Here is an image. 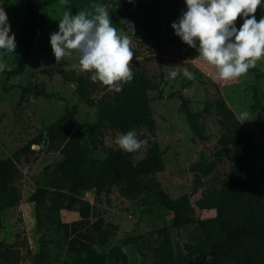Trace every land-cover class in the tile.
<instances>
[{
  "label": "rangeland",
  "instance_id": "rangeland-1",
  "mask_svg": "<svg viewBox=\"0 0 264 264\" xmlns=\"http://www.w3.org/2000/svg\"><path fill=\"white\" fill-rule=\"evenodd\" d=\"M173 1L158 0L160 14L153 21L157 30L152 32L148 28L150 19L147 12L138 7L136 0L134 3L119 0L114 9L122 13L124 19L137 24L143 34L135 37L114 26L132 41L135 59L131 66L134 74L143 72L152 82L147 93L154 128L149 130L144 127L133 131L139 139L156 142L163 150V169L157 171L153 178L173 198L187 194L197 214L208 217L214 214V210L203 208L200 199L208 200L210 192L227 179L234 148L228 146L223 154L217 155L220 147L218 139L222 133L219 115L214 109L211 113H205L204 106L209 101L222 98L238 119L242 112H248L251 120L242 123L243 130L239 135L241 143L251 138L256 146L263 147L264 57L252 68L263 74L260 78H256L250 69L242 78L227 82L220 80L213 67L199 55L191 59L185 55L183 46L171 28L170 8ZM97 5L110 8L107 1L99 0L91 5H83L79 11L93 12ZM0 6L6 11L11 32L15 34L16 54L0 52V63L6 65L5 69H11L24 51L20 42V25L25 9L16 0H0ZM67 8H70L69 0H58L39 8L38 31L33 36L24 70L9 77L0 75V159L16 155L17 173L12 186L18 194L16 205L0 213V241L12 244L17 251L18 257L14 264H35L41 243L46 256L42 264H76V258L81 253L68 250L61 226L64 223L73 224L95 242L104 235L105 242L93 243L97 251L109 252L113 246H120L123 253L116 252L105 264H158L159 256L173 250L184 251L193 245L205 247L210 241L221 238L217 231L209 235L200 233V238H193L187 231L172 230L163 246L158 229L170 223L171 215L158 207L154 195L127 197L120 193L118 186L109 190L81 192L71 206L51 213L54 220H49L45 215L51 196H54L51 193L40 208L41 222H38L35 205L28 198L37 185L44 165L57 157L56 149L47 148L46 127L66 108L72 109L75 119L86 124L84 141L92 158L99 157L105 150L118 149L115 140L121 134L108 127L93 129L92 124L98 116L96 103L84 102L75 91V83L64 80L60 74V70H73L76 75H82L93 83L87 74H81L72 67V59L57 64L52 54L49 36L58 30V19ZM135 15L138 17L135 18ZM255 16L259 20L264 16V9L258 7ZM242 22L238 18L236 26L239 27ZM184 68L195 74V80L183 77ZM173 70L181 74L171 78L169 73ZM94 84L96 90L91 97L95 100L104 93H113L100 83ZM27 86L42 87L54 97L33 96L23 92L22 88ZM254 94L256 99L253 98ZM252 104L256 107H252ZM186 109L198 114L206 139L193 133L186 118ZM259 115L258 127L254 121ZM147 148L148 144L131 153L133 161H139ZM209 164L213 165L212 170L204 174V166ZM59 182L60 190L65 192L66 183ZM81 201L89 205L87 220L74 223L81 218ZM199 208H202L201 211ZM192 229L189 227L188 231ZM0 264L9 263L0 261Z\"/></svg>",
  "mask_w": 264,
  "mask_h": 264
},
{
  "label": "trees",
  "instance_id": "trees-1",
  "mask_svg": "<svg viewBox=\"0 0 264 264\" xmlns=\"http://www.w3.org/2000/svg\"><path fill=\"white\" fill-rule=\"evenodd\" d=\"M16 1L25 9L20 25V42L24 51L14 67L0 71V75L6 77L17 75L25 68L28 52L33 44V36L38 31L39 8L58 0ZM98 1L69 0V4L75 14L83 5H91ZM105 1L110 4L109 10L113 9L110 16L114 25L135 37L143 34L137 24H134V35L128 31L125 24L120 22L124 17L114 9L117 0ZM136 1L138 7L147 12V17L150 19L148 28L155 32L157 28L153 21L157 20L160 14L158 0ZM170 9L172 23L185 10L184 0H174ZM134 17L137 18L138 15ZM174 36L183 46L188 58L198 55L195 49L189 48L175 33ZM252 71L256 78L263 75L256 69ZM60 74L64 80L75 83V91L84 102L96 103L98 116L92 124L93 129L108 127L124 133L144 127L149 130L154 128L152 108L147 93L152 87V82L143 72H136L133 80L125 84L121 92L104 93L97 100L91 97L96 86L87 78L76 75L73 70H60ZM22 91L33 96L54 97L42 87L27 86L23 87ZM253 98L256 99L255 94ZM252 107L255 108V104H252ZM213 109L219 115L222 127L217 155L223 154L228 146H232L234 152L227 179L219 188L210 192L208 200L200 199L205 209L214 210L212 216L200 217L197 209L189 203L187 194L173 198L159 182L155 181L153 175L163 169V150L158 143L148 142L144 156L137 162L133 161L131 153L119 148L105 150L99 157L92 158L84 141L86 124L77 121L73 110L66 108L46 127L47 148L56 149L57 157L44 165L37 185L28 198L29 202L35 205L38 222H41L40 208L51 193L54 196H51L49 210L45 215L49 220H54L51 213L71 206L78 200L77 195L81 192L109 190L113 186H118L123 196L154 195L158 207L171 215L170 223L159 228L163 246L171 236L172 230L187 231L193 238H200V233L209 235L214 231L221 236L217 240L210 241L205 247L193 245L188 246L184 251L173 250L167 255L159 256L158 264H264V146H256L251 138L244 144L241 143L239 135L243 130V124L222 98L209 101L204 106L205 113H211ZM186 118L193 133L201 139H206L202 133V124L198 121V114L186 109ZM260 118L261 115L254 121L258 127ZM212 166L211 164L204 166L203 173L211 172ZM16 173L15 154L0 159V213L17 203L18 194L12 186ZM59 180L66 183L65 192L60 190ZM81 204V218L74 223H84L87 220L88 202L81 201ZM61 226L68 242V250L81 253L76 258V264H105L116 252H121L120 246H113L109 252L97 251L93 243L105 242L104 235L95 242L73 224L64 223ZM189 227L193 228L192 231H188ZM43 249L44 245L41 243L35 264H42L45 259ZM163 253L165 254L166 250ZM17 257L18 253L13 249L12 244L0 241V261L14 264Z\"/></svg>",
  "mask_w": 264,
  "mask_h": 264
},
{
  "label": "clouds",
  "instance_id": "clouds-1",
  "mask_svg": "<svg viewBox=\"0 0 264 264\" xmlns=\"http://www.w3.org/2000/svg\"><path fill=\"white\" fill-rule=\"evenodd\" d=\"M126 2L134 3V0ZM184 4L185 10L171 23V28L213 67L220 80L244 77L264 57V16L259 20L255 16L258 7L264 9V0H184ZM111 11L104 5H97L93 12L75 14L70 8L65 9L58 19V30L49 36V43L57 64L72 59V67L79 73L119 93L134 78L131 65L135 52L130 37L114 26ZM238 18L243 21L239 27ZM120 22L135 35L134 22L127 19ZM15 50V34L11 32L6 11L0 6V52L16 54ZM5 67L0 63V71ZM179 74L175 70L169 73L171 78ZM182 75L187 80L196 78L188 68L182 70ZM247 120H251L249 113L242 112L240 123ZM115 143L120 150L133 153L146 147L148 141L129 130L121 133Z\"/></svg>",
  "mask_w": 264,
  "mask_h": 264
},
{
  "label": "crops",
  "instance_id": "crops-1",
  "mask_svg": "<svg viewBox=\"0 0 264 264\" xmlns=\"http://www.w3.org/2000/svg\"><path fill=\"white\" fill-rule=\"evenodd\" d=\"M203 208H204V207H203ZM201 209H202V208H199L200 211H201ZM158 231H159V229H158Z\"/></svg>",
  "mask_w": 264,
  "mask_h": 264
}]
</instances>
